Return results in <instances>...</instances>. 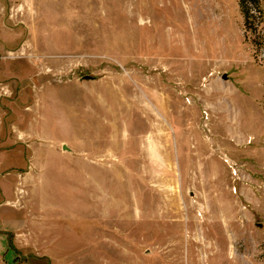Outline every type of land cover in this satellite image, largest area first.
Masks as SVG:
<instances>
[{
  "label": "rangeland",
  "instance_id": "obj_1",
  "mask_svg": "<svg viewBox=\"0 0 264 264\" xmlns=\"http://www.w3.org/2000/svg\"><path fill=\"white\" fill-rule=\"evenodd\" d=\"M243 1L0 0V264H264V173L223 176L180 112L225 57L264 83Z\"/></svg>",
  "mask_w": 264,
  "mask_h": 264
},
{
  "label": "crops",
  "instance_id": "obj_2",
  "mask_svg": "<svg viewBox=\"0 0 264 264\" xmlns=\"http://www.w3.org/2000/svg\"><path fill=\"white\" fill-rule=\"evenodd\" d=\"M238 65H244L238 67ZM208 67V65H207ZM245 68L247 71L242 70ZM237 72L235 75H233ZM249 73V75H246ZM220 74L221 81L217 79ZM183 78V74L179 75L180 83L184 84V92L191 95L188 105L181 107V111L186 110L194 116H201L202 110L208 115L207 127L209 128V135L206 137L204 131L200 128L202 124H192L194 131H197L195 137L202 138V141L208 142L207 148L210 155L216 154L227 165L224 167L223 176L229 177L233 180H243L244 178L259 177L264 170V107L262 105V98L264 97V83L262 78L254 75V80L251 82L252 71L246 61L242 64H235L233 60L224 58L218 61L209 72L205 71L197 76L200 80L206 75H210L213 89L205 96L204 91L200 90V85L193 87L188 86L189 82H193L194 76ZM233 75V76H232ZM185 79V80H184ZM190 80V81H188ZM197 82V81H196ZM188 86V87H187ZM194 89L193 94H190L187 89ZM183 145L180 146L178 153L179 165L184 162ZM216 165V164H215ZM189 167V166H188ZM234 168H236V176H234ZM206 171L205 173H202ZM199 173L192 168L186 170L188 173H193L196 198L202 205L203 211L213 212L210 199L214 197L215 192L207 188V178L209 174L217 173L216 167L213 165L207 167L206 170ZM182 177H186L182 175ZM234 183V182H233ZM232 189V188H231ZM233 190V189H232ZM234 191V190H233ZM236 192V191H235ZM212 194V197H209ZM239 195V194H238ZM203 200V201H202ZM243 206V200H238ZM230 206L218 208L219 211H230ZM217 221L222 225L228 226L229 220H225L223 216H216ZM219 237V235H217ZM233 235L226 233L225 242H231Z\"/></svg>",
  "mask_w": 264,
  "mask_h": 264
},
{
  "label": "trees",
  "instance_id": "obj_3",
  "mask_svg": "<svg viewBox=\"0 0 264 264\" xmlns=\"http://www.w3.org/2000/svg\"><path fill=\"white\" fill-rule=\"evenodd\" d=\"M243 3L245 4V7L247 8L248 13L250 12V14H252L251 13V11H252L254 15L255 14H256V16L258 15L259 12H258V9L256 7L257 4L255 3V0H244ZM252 17H254V16H252Z\"/></svg>",
  "mask_w": 264,
  "mask_h": 264
},
{
  "label": "built area",
  "instance_id": "obj_4",
  "mask_svg": "<svg viewBox=\"0 0 264 264\" xmlns=\"http://www.w3.org/2000/svg\"><path fill=\"white\" fill-rule=\"evenodd\" d=\"M251 13L253 14V12L251 11ZM263 58H264V56H263Z\"/></svg>",
  "mask_w": 264,
  "mask_h": 264
}]
</instances>
